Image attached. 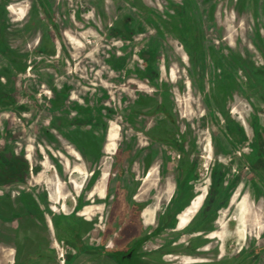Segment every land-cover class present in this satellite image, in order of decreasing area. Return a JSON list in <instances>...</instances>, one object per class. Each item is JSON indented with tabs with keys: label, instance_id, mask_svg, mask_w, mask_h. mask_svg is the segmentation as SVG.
<instances>
[{
	"label": "rangeland",
	"instance_id": "obj_1",
	"mask_svg": "<svg viewBox=\"0 0 264 264\" xmlns=\"http://www.w3.org/2000/svg\"><path fill=\"white\" fill-rule=\"evenodd\" d=\"M36 1L5 3L16 7V15L3 9L1 37H5L7 56L0 58V75L11 94L5 95L12 101L0 107V150L10 148L22 158L28 156L25 160L33 166V177L10 189L16 197L30 190L46 194L45 203L56 207L50 215L53 225L74 208L85 212L77 216L83 242L99 246L98 252L75 259L73 250L60 242L61 233H50L44 223V230L36 233L37 239L46 241L39 250L50 252L40 254V264H62L72 257L71 264H113L105 256L106 248H124L158 225L162 232L139 251L151 254L142 258L150 264H264V184L251 164L245 163L248 146H229L225 114L214 102L215 93L226 94L229 84L241 78L240 68L227 64L229 57L250 53L247 40L242 41L245 34L240 33H250L252 25L238 26V20L244 13L248 19L258 18L260 10L240 0H191L196 11L203 12L201 25L207 36L203 63L195 69L181 42L154 18L165 2L180 0H46V6ZM91 18L93 22L84 28L89 31L79 40L83 52L76 51L84 80L73 72L78 62L71 59L62 32L70 22L86 23ZM260 20L256 28L264 37V19ZM113 24L115 28L122 25L129 38L113 37ZM224 35L235 44L223 46ZM208 48L222 56L221 62ZM253 55L260 64V57ZM115 58L123 61L116 65ZM161 98L173 110H168L170 122L156 109ZM145 107L155 117L145 119L144 126L141 115L133 112L144 114ZM248 112L247 105L235 108L234 120ZM155 123L162 138L152 143L144 129L150 130ZM171 138L178 147L168 142ZM101 178L104 199L96 194L88 199ZM138 192H143L144 201L134 199ZM178 192L179 211L171 204ZM208 192L210 204L216 196L221 198L214 214L206 216L211 208L198 210ZM133 203L157 207L153 226L139 227L141 218ZM188 207L196 208L195 212L179 224L175 215ZM247 208L259 212L249 236L240 233L241 212ZM203 216L207 221L197 231H207L191 233V218ZM26 218L9 224L0 221V264H29L33 245ZM128 226L133 229L127 230Z\"/></svg>",
	"mask_w": 264,
	"mask_h": 264
},
{
	"label": "flooded vegetation",
	"instance_id": "obj_2",
	"mask_svg": "<svg viewBox=\"0 0 264 264\" xmlns=\"http://www.w3.org/2000/svg\"><path fill=\"white\" fill-rule=\"evenodd\" d=\"M11 0H3V4L0 5V58H4L7 56V50L4 49V41L5 37H1L2 31L4 32V23H3V17L4 12L3 9H7L10 14L16 15L18 14V10L16 7L12 4L8 5ZM239 1V0H236ZM243 3H246L247 6L252 7L260 10L261 16L258 18H254V16L249 17L246 15V13L243 14L242 18L238 20V26L241 23H247L248 25H252L250 28V33L242 32L240 34H245L243 36V44L244 40H247V43L245 44L248 49L250 50V53L244 54L241 56H230L228 59L227 64L230 66H236L239 67L238 73L240 74L241 78L234 81V84H229L227 93H215L214 96V102H217V104L222 106L223 114H225L224 118V130L226 132V135L229 137V140H227L229 146L231 147H239V146H248L249 152L246 157H244L246 164H251L252 169L255 171V173L258 175L259 179L264 184V37L259 36L258 30L256 28V23H259L261 20L264 19V0H240ZM9 2L7 5L5 3ZM39 6H46V0H37L36 1ZM229 7V12L233 15L232 7L230 5H227ZM252 11L255 9L251 8ZM161 13H159V16L154 15V18L160 22L162 29L166 31V33H171L172 36H175L176 39L181 42L182 48L185 49L187 52L189 59H192L193 65L195 66V69H200L201 65L203 63L202 57L205 53V47H206V35L203 32V27L201 25L202 23V17L203 12L200 10L199 12L196 11L195 4L191 0H180L178 2H172L168 1L165 2V6L160 8ZM13 11V12H12ZM211 11H208L207 17L210 15ZM259 12V11H258ZM149 13V12H148ZM150 14V13H149ZM247 16V18H245ZM2 17V19H1ZM30 20V19H29ZM234 19L232 18V21ZM235 21V20H234ZM93 22L92 18L87 19L86 23L81 22H70L69 25H67L66 32H62L63 41L68 49V52L70 51V57L74 62H78V66L76 67L74 74L80 78H83L84 80L86 77L84 75L80 74L79 67L81 66V61H77L81 56L80 54L83 52L81 49L83 47V44L80 43L85 38V33H87L89 30H84L85 26L89 23ZM29 22H27V25ZM28 27V26H27ZM110 27H114L113 25H110ZM157 29V28H156ZM28 30L31 34L35 33L32 28ZM92 31V30H91ZM260 31V30H259ZM261 32V31H260ZM110 33L113 37L118 38H129L128 35H126V29H123V26L117 28H111ZM5 36V34H4ZM80 37V38H79ZM77 40V41H76ZM223 40L225 43H223V46H228L235 44L234 41L227 40V37H223ZM40 41L42 39L40 38ZM73 41L79 42V45L74 46ZM75 47H78L75 49ZM208 52L213 54V58L216 60V62H221V55L219 58L216 56V52L213 50H209ZM76 51H80V54ZM76 52V53H75ZM257 54L260 59L261 63L257 64L255 62V55ZM123 58H115L114 64H118L119 62H122ZM147 61V60H146ZM218 64V63H217ZM220 65V64H219ZM146 69L148 68V65L146 64ZM16 68H18L16 66ZM146 71V70H145ZM2 73V70H0ZM7 82H3L2 75H0V107L3 106L5 102L9 103L12 101L10 96L11 95L9 91H6L4 89ZM225 83L223 86H225ZM202 83L200 82V86ZM207 85V82H206ZM33 87L36 88L35 82H33ZM41 88L44 87L43 85L40 86ZM47 88V87H45ZM104 88H108V86H104ZM6 92V95H5ZM46 94H50V91H45ZM52 94V93H51ZM160 106H158L159 104ZM156 104V109L161 110V114L164 116V118L170 122V113H168V110L171 111L172 108H168L166 104L163 102V99H160V102ZM186 105H189L187 103ZM241 105H247L249 108V112L247 114L239 115L238 121L234 120L233 117V111L235 108L241 107ZM22 109H25L23 106H21ZM191 107V106H190ZM146 108V107H145ZM147 109L144 111V114H140L137 112H133L135 115H138L144 119L143 125H146L145 119L153 118L155 117V114L148 113ZM24 116V115H23ZM133 124H131L132 127ZM137 127H141L139 124H135ZM1 126V123H0ZM159 124L155 123L153 126H151L150 130L149 128H143L146 135L150 138L152 143H157L161 141V133L158 128ZM142 128V127H141ZM3 130L5 128L3 127ZM148 131V132H146ZM110 134H113L112 132ZM24 140H22L23 143ZM174 138L168 139V142L172 145L178 147L177 141ZM148 144V143H147ZM42 151H44L42 149ZM106 153L110 152V146H107L105 148ZM72 157L77 158L76 154L72 151L68 152ZM28 159V156L25 157ZM25 158L20 157L13 149L10 148H3L0 150V221L4 223H10L14 220L20 221L23 217L28 219L30 222L29 229H28V240L32 243L33 249L32 252L29 255L30 262L29 264H40L42 263L41 259H39L40 254L43 256L46 255V252H50V250H39L41 249L39 246L41 243L46 242L42 239H37L38 230H44L43 225L44 223H48L47 227L50 229V233H54L56 230L61 233V240L60 242L65 243L67 246H69L73 250V256L75 259H77L80 255H83L85 253H96L99 250V246H88L85 245L83 242V235L81 233V220L78 217L85 214V212L80 211L77 208H74L73 211L69 214H64L55 223V225L52 224V220L50 218V215L53 216V212L56 211V207L53 208V206H50L45 203L46 201V194H36L34 190H30V193L28 195L21 194L18 192L16 195H13L11 192L10 187L11 186H18L20 184H26L27 183V176L33 177V166L29 167L28 162L25 160ZM151 170L147 173L146 177L144 178L142 185L140 189L145 185L146 180L151 175ZM106 175V172H103V175ZM34 187V186H32ZM98 195V199H104V179L101 178L96 182V184L93 186L92 193H90V196L88 199H93V195ZM178 192L175 196L172 198V206H175V210L180 209V202L181 196ZM143 195V192H138L135 196V200L144 201L141 199ZM237 195V194H236ZM211 194L208 192L201 203L199 204V212H201L204 208L209 207L208 213L206 212V216L213 215L214 210L213 208L218 205L219 198L216 196L215 201L210 204V198ZM48 202H51V199L48 198ZM194 203V202H193ZM192 203V204H193ZM46 205V206H45ZM22 207V209H21ZM134 212L137 213V216L141 218V221L139 223V227H147V226H153L155 223V215L157 212V207L155 205H144L133 203L132 205ZM192 207V206H191ZM188 207L184 210V212L179 215L177 213L175 215L176 218L179 220V224H183L186 222L185 216L189 213L193 214L195 212V209L198 208H192ZM62 209V206L61 208ZM85 210V209H84ZM75 211V213H73ZM251 212V215H249ZM241 230L240 233L245 236H249L250 233H252V227L254 224L253 217H258L259 212H255L253 209L247 208L246 211L241 212ZM169 215V214H168ZM179 215V216H178ZM190 216V215H189ZM13 218V219H12ZM208 217H201V219L198 220H190L191 226L190 231L193 234H201L204 231H197V229L207 221ZM251 222V226H248V222ZM244 221L246 225L244 224ZM141 224V225H140ZM244 225V226H243ZM126 229H131L130 226L126 227ZM163 227L161 225H158L155 229L151 230L150 232L145 233L143 236H140L137 239L132 240L128 245H126L124 248L117 249L115 247L106 248L104 250L105 256L110 259L113 264H150L149 261H144L143 255L147 254H140V249L143 247L145 243H147L149 240H151L154 237H157L159 233L162 232ZM16 236V235H15ZM205 239H209L210 236H204ZM17 239V236L15 237ZM27 238V237H26ZM201 241V240H200ZM198 244V243H197ZM205 247V246H204ZM205 250L206 248H202ZM198 251V250H197ZM118 254V256H116ZM41 255V256H42ZM141 255V256H140ZM151 254H148L149 256ZM73 258V257H72ZM67 260L64 259L62 261V264H71L73 259Z\"/></svg>",
	"mask_w": 264,
	"mask_h": 264
},
{
	"label": "trees",
	"instance_id": "obj_3",
	"mask_svg": "<svg viewBox=\"0 0 264 264\" xmlns=\"http://www.w3.org/2000/svg\"><path fill=\"white\" fill-rule=\"evenodd\" d=\"M116 256H118V254Z\"/></svg>",
	"mask_w": 264,
	"mask_h": 264
},
{
	"label": "bare ground",
	"instance_id": "obj_4",
	"mask_svg": "<svg viewBox=\"0 0 264 264\" xmlns=\"http://www.w3.org/2000/svg\"><path fill=\"white\" fill-rule=\"evenodd\" d=\"M13 12V11H12Z\"/></svg>",
	"mask_w": 264,
	"mask_h": 264
}]
</instances>
